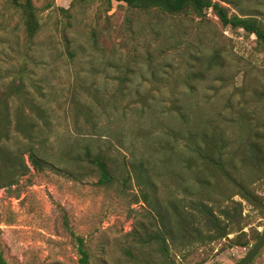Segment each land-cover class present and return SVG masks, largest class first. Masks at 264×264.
I'll list each match as a JSON object with an SVG mask.
<instances>
[{"label":"rangeland","instance_id":"obj_1","mask_svg":"<svg viewBox=\"0 0 264 264\" xmlns=\"http://www.w3.org/2000/svg\"><path fill=\"white\" fill-rule=\"evenodd\" d=\"M31 1L40 23L34 37L12 0H0V111L4 94L20 86L10 104L9 144L22 153L29 148L15 131L24 107L39 127L44 155L63 163L61 170L31 168L15 186L0 189L8 264H80L76 236L94 264H131L122 252L137 234L154 230L153 198L182 209L204 195L184 168L188 128L220 134L237 178L264 199V47L253 36L223 27L212 11L199 21L112 0ZM226 2L231 13L251 12L264 21V0ZM30 99L44 118L29 108ZM85 147L113 160L116 184L99 186L94 172L72 165ZM145 159L157 165L156 193L132 168ZM215 189L242 202L249 216L244 232H264L263 213L237 189L221 179ZM234 236L189 247L177 236L169 241L174 264H236L256 241L227 248ZM158 248H144L139 264H162ZM252 264H264V248Z\"/></svg>","mask_w":264,"mask_h":264},{"label":"trees","instance_id":"obj_2","mask_svg":"<svg viewBox=\"0 0 264 264\" xmlns=\"http://www.w3.org/2000/svg\"><path fill=\"white\" fill-rule=\"evenodd\" d=\"M127 5L134 10L143 12H157L172 18H191L199 21L206 18L209 11L221 22L223 27L231 28L233 31H244L248 37L253 36L257 44L264 47V21L257 14L251 12L231 13L226 0H112ZM12 3L21 10L24 24L29 36L34 37L40 29L37 17V9L31 0L24 3L21 0H12ZM20 86L15 87V92L4 94L1 98L0 111V189L15 186L19 180L27 176L31 168L36 172H43L48 168L61 170L60 162H51L44 155V149L36 141V133L39 130L37 123L28 121L24 107L17 110L15 131L22 134L29 141L26 152L15 150L9 144L12 120L10 115V104L13 96L19 93ZM29 108L41 118L45 112L33 102L28 100ZM184 119V114L179 112ZM186 138L190 141L188 149L190 155L186 157L184 168L195 175L196 183L204 195L197 200H191L182 209L177 202L169 200L162 202L158 197L149 202L156 212L155 228L152 232L135 236V244H131L123 250V255L131 264L140 263L141 251L153 245H157L161 252L162 264H174L170 252L169 241L182 238L183 246L209 245L214 242L226 240L230 235H235L228 241L227 248H247L251 242L259 237L258 231L251 235L244 232L249 223V216L243 215V204L233 198H225L218 194L215 187L218 180H226L237 189L239 195L247 204L264 215V199L248 184L240 181L231 167V160L226 157L219 138L205 130H194L188 128L185 131ZM256 157L261 159V153L253 150ZM28 155V159L25 158ZM188 159V160H187ZM263 159V158H262ZM70 162L80 170H91L98 177V185L108 188L119 180L118 167L113 160L99 152L93 153L89 147H85L83 153L73 157ZM68 164V162H66ZM258 161V165H260ZM157 165L151 159H145L133 164L132 168L136 179L148 189L156 193ZM66 171L68 168H66ZM152 203V204H151ZM79 244L80 264H94L83 238L76 236ZM140 251H137V248ZM143 255V254H142ZM254 262V261H253ZM200 262V264H202ZM0 264H8L1 250L0 242Z\"/></svg>","mask_w":264,"mask_h":264},{"label":"water","instance_id":"obj_3","mask_svg":"<svg viewBox=\"0 0 264 264\" xmlns=\"http://www.w3.org/2000/svg\"><path fill=\"white\" fill-rule=\"evenodd\" d=\"M264 248V232L253 244L249 252L236 264H252L253 261L258 257L262 249Z\"/></svg>","mask_w":264,"mask_h":264}]
</instances>
